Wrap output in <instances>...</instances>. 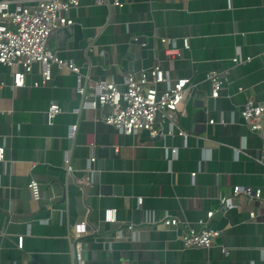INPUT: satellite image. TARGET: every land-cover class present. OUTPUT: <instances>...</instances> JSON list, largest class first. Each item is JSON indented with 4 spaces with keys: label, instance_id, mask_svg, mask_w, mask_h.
I'll list each match as a JSON object with an SVG mask.
<instances>
[{
    "label": "crops",
    "instance_id": "obj_1",
    "mask_svg": "<svg viewBox=\"0 0 264 264\" xmlns=\"http://www.w3.org/2000/svg\"><path fill=\"white\" fill-rule=\"evenodd\" d=\"M5 1L10 8L37 2ZM118 1L78 0L65 13L73 24L48 41L79 68L87 100L94 99L92 84L111 79L122 89L126 73L138 78L153 66L171 80L188 79L194 95L172 131L157 116L162 136L123 135L103 123L108 107L73 113L81 96L67 69L53 68L47 85L34 87V66L15 88L11 68L0 64V264H75L68 230L79 222L90 231L82 239L84 264H264L263 208L227 199L234 186L264 196L262 140L240 115L247 101L264 102V0ZM162 39L180 57L169 61ZM211 70L225 76L215 99L205 79ZM53 104L60 112L49 119ZM172 148L175 157L165 160ZM90 158L92 183L80 186L74 177L88 173ZM224 198L225 209L208 218ZM104 210H114L113 222L103 220ZM166 215L179 220L178 229L161 225ZM203 227L221 232L213 246L182 248L180 229Z\"/></svg>",
    "mask_w": 264,
    "mask_h": 264
},
{
    "label": "built area",
    "instance_id": "obj_2",
    "mask_svg": "<svg viewBox=\"0 0 264 264\" xmlns=\"http://www.w3.org/2000/svg\"><path fill=\"white\" fill-rule=\"evenodd\" d=\"M97 4H105L108 0H95ZM78 0H37L33 6L15 4L10 8L8 1H0V64L11 68L12 85L15 88L24 86L26 76L34 66L38 67L39 81L33 84L34 87L45 86L51 79L53 68L67 69L76 75V91L81 96V105L73 110L78 114L85 108L108 107L109 112L102 117L103 123L112 126L123 135H136L142 131L149 133L151 137L162 136L161 129L155 124L157 116L161 117V122L168 120L169 130L174 127V117L185 104L190 100V87L188 79L171 80L167 74L158 66L143 72L138 78L132 73H126L123 77V88L111 80L105 79L92 84L90 88L94 91V99L87 100L84 94V87L81 85L82 75L79 68L71 61L61 59L56 53L48 49L50 37L71 26L73 21L65 16L70 9L78 7ZM115 6H121L118 0H112ZM162 44L167 46L165 51L169 61L180 57V51L175 43L169 39H162ZM187 39L182 40V48L188 49ZM249 60L234 58V64H242ZM210 86V97L215 99L225 82L222 73L211 70L205 76ZM1 112V110H0ZM60 112L57 105H51L48 110L49 119ZM240 115L250 131L258 133L264 147V102L254 104L247 101L243 106ZM210 124L213 122L210 121ZM71 129H75L73 126ZM178 134L183 135L182 131ZM177 153L176 148H172L164 155L165 160L174 158ZM3 156V149L0 148V160ZM264 162V149L258 159ZM94 158H90L85 171L88 172L83 177H74L76 184L83 186L92 183L90 164ZM68 172L72 171L69 158L64 160ZM192 177L195 173L191 174ZM35 199L39 197L38 184L31 181L28 184ZM243 198L257 203L264 210V196L259 189L250 187L234 186L227 199ZM224 198L221 208L207 213L211 218L216 212L225 209ZM137 206H141V199H137ZM114 210H104L103 220L105 222L114 221ZM250 219L255 218V214H249ZM164 227L178 229L179 220L171 215H166L161 220ZM129 229L133 226L129 225ZM180 242L182 248H205L213 246L220 236V231L206 227L198 231L192 229H180ZM85 222H79L71 226L68 230V238L71 241V252L75 264H84L82 257V239L88 235ZM226 253V252H225Z\"/></svg>",
    "mask_w": 264,
    "mask_h": 264
},
{
    "label": "water",
    "instance_id": "obj_3",
    "mask_svg": "<svg viewBox=\"0 0 264 264\" xmlns=\"http://www.w3.org/2000/svg\"><path fill=\"white\" fill-rule=\"evenodd\" d=\"M65 29V28H64ZM63 29V30H64ZM193 95H194V92H192L191 93V96L193 97ZM194 104H195V106H198L199 108H202V106H203V102H202V100H195V102H194ZM202 113H203V111H202V109H201V111H198V113H197V119H195V121H197V122H200V121H202L203 120V115H202Z\"/></svg>",
    "mask_w": 264,
    "mask_h": 264
}]
</instances>
